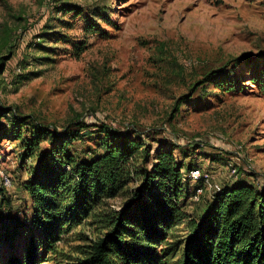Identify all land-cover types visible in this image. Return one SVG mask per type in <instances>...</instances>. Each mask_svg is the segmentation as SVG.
I'll return each mask as SVG.
<instances>
[{
    "label": "rangeland",
    "instance_id": "1",
    "mask_svg": "<svg viewBox=\"0 0 264 264\" xmlns=\"http://www.w3.org/2000/svg\"><path fill=\"white\" fill-rule=\"evenodd\" d=\"M243 54L252 59L227 75ZM2 108L0 187L13 199L0 206L5 221L11 212L30 227L32 218L24 182L35 160L23 158L22 140L44 129L45 151L51 132L69 131L68 147L84 157L104 150L97 122L171 146L191 184L184 209L199 218L220 187L264 190V0H0ZM196 166L202 177H189ZM82 230L38 264H77ZM26 238L5 235L0 264L22 257Z\"/></svg>",
    "mask_w": 264,
    "mask_h": 264
},
{
    "label": "trees",
    "instance_id": "2",
    "mask_svg": "<svg viewBox=\"0 0 264 264\" xmlns=\"http://www.w3.org/2000/svg\"><path fill=\"white\" fill-rule=\"evenodd\" d=\"M251 59L235 58L227 75ZM218 72L206 71L192 91ZM188 96L178 98L177 106ZM7 111L0 109V145L8 134L2 123ZM95 126L108 136L104 150L84 157L68 147L66 136H77L69 131L51 132L45 151L44 129L22 140L23 158L35 160L24 182L32 218L28 227L18 214L8 213L5 221L1 212L0 240L27 234L23 256L6 264H38L41 252L55 250L66 232L79 228L88 232L78 233L87 243L77 247V264H264V190L237 181L215 192L194 217L184 209L191 184L171 146H154L104 122ZM5 191L0 187V206L12 209ZM117 197L121 205L113 208L110 201Z\"/></svg>",
    "mask_w": 264,
    "mask_h": 264
},
{
    "label": "bare ground",
    "instance_id": "3",
    "mask_svg": "<svg viewBox=\"0 0 264 264\" xmlns=\"http://www.w3.org/2000/svg\"><path fill=\"white\" fill-rule=\"evenodd\" d=\"M200 171H201L200 169L193 170V171L191 172L192 177L201 178V177H202V174H201Z\"/></svg>",
    "mask_w": 264,
    "mask_h": 264
},
{
    "label": "built area",
    "instance_id": "4",
    "mask_svg": "<svg viewBox=\"0 0 264 264\" xmlns=\"http://www.w3.org/2000/svg\"><path fill=\"white\" fill-rule=\"evenodd\" d=\"M219 187V186H218ZM221 188V187H220Z\"/></svg>",
    "mask_w": 264,
    "mask_h": 264
}]
</instances>
